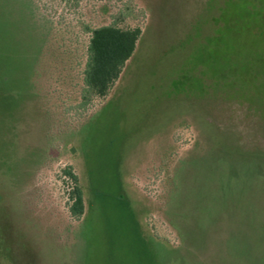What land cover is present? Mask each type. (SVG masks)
I'll return each mask as SVG.
<instances>
[{"label": "rangeland", "instance_id": "1", "mask_svg": "<svg viewBox=\"0 0 264 264\" xmlns=\"http://www.w3.org/2000/svg\"><path fill=\"white\" fill-rule=\"evenodd\" d=\"M0 264H264V0H0Z\"/></svg>", "mask_w": 264, "mask_h": 264}, {"label": "trees", "instance_id": "2", "mask_svg": "<svg viewBox=\"0 0 264 264\" xmlns=\"http://www.w3.org/2000/svg\"><path fill=\"white\" fill-rule=\"evenodd\" d=\"M87 47V59L83 71V104L94 95L105 96L118 78L124 63L133 53L140 35L139 29H119L112 25L92 30ZM71 176V174H70ZM70 206L72 214L82 213V198L79 189Z\"/></svg>", "mask_w": 264, "mask_h": 264}]
</instances>
